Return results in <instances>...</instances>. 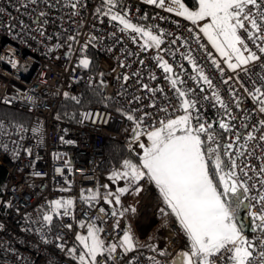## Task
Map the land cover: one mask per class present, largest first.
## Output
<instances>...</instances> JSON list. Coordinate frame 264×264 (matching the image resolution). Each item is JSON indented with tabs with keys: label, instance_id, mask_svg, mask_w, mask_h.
Masks as SVG:
<instances>
[{
	"label": "built area",
	"instance_id": "2783aa9c",
	"mask_svg": "<svg viewBox=\"0 0 264 264\" xmlns=\"http://www.w3.org/2000/svg\"><path fill=\"white\" fill-rule=\"evenodd\" d=\"M101 1L0 0V106L31 116L24 120L0 115V167L5 170L0 190V264H76L69 250L77 235H87L89 225L102 229L98 235L105 249L117 245L115 252L98 254L96 264H171L178 254L189 251L190 241L174 214L153 231L133 233L124 208L106 196L113 174L103 171L107 139L115 138L130 153L142 156L139 145L150 144L143 133L186 114L181 106L184 99L195 101L188 110L193 127L212 126L201 133L205 145L218 148L227 165L234 159L238 177L250 188L241 192L245 202L254 205L248 208L255 245L252 264H264L260 256L264 231L251 215L261 208L251 197L264 194V173H260L264 113L249 95L264 86V53L258 47L264 41L248 39L241 30L260 60L250 62L247 72L245 66L233 70L200 30L210 22L208 18L193 23L175 10L169 12L168 7H177L171 0H165L163 7L159 0L155 4L121 0L122 13L131 21L146 23L145 29L162 41L159 48L142 47L145 38L112 20V14L100 9ZM41 12L46 15L40 16ZM83 59L89 61L87 68L80 64ZM161 61L172 71L166 73ZM214 93L227 107L216 101ZM65 100L81 106L76 123L56 115ZM220 122L229 129H221ZM249 133L254 139H247ZM208 134L215 142L207 141ZM230 143L233 147L226 148ZM93 195L96 198L90 199ZM63 199L73 205L67 215L65 210L58 214L53 229L43 219L42 209ZM126 232L133 242L128 251L123 243Z\"/></svg>",
	"mask_w": 264,
	"mask_h": 264
},
{
	"label": "snow or ice",
	"instance_id": "6c2138e0",
	"mask_svg": "<svg viewBox=\"0 0 264 264\" xmlns=\"http://www.w3.org/2000/svg\"><path fill=\"white\" fill-rule=\"evenodd\" d=\"M29 2L35 4L38 0H29ZM107 2L112 4L113 0H107ZM146 2L155 4L157 0H146ZM159 4L163 7L165 0H159ZM171 4L177 7L175 9L168 7L169 12L175 10L177 15L185 17L193 23L209 19L210 22L205 23L200 30L225 58V63L230 69L235 70L245 66L243 70L247 72V65L250 62L260 60V57L249 49L248 43L240 32L241 30L246 32L248 39L253 41L256 39L264 41L261 23L264 22V0H198L195 10H189L182 0H171ZM24 6L27 7V4ZM71 6L76 8L77 5L72 3ZM249 6L256 11H251ZM39 15L44 16L46 13L41 12ZM111 19L119 20L125 29H132V31L140 33L145 38L142 47L145 45L150 47L154 44L159 48L162 41L151 31L133 25L121 15L114 14ZM70 39H74V37H70ZM258 47L259 51L264 53V46ZM213 63L219 67L215 60ZM80 64L87 68L89 61L83 59ZM159 66L166 73L172 71L171 66L165 61H161ZM201 77L205 83L211 86V81L202 73ZM124 79L127 80L128 77L125 76ZM172 84L175 85L176 80H172ZM177 92L180 97L186 95L179 89ZM213 95L218 103L227 107L223 105L218 94L214 93ZM249 95L262 105L259 111L264 113V92L261 91V88H255L253 92H249ZM181 106L185 115L168 119L166 122L161 121L160 127L143 133L147 136L150 144L147 147L142 143L139 145L143 149L140 165L125 160L123 163L126 171L113 173V178L128 179L130 177L131 181L135 182L147 176L159 188L163 200L177 217L182 230L190 241L189 251L178 254L174 264H221V262L224 264H252V250L255 245L243 236L232 207L233 204L237 209L254 207V205L244 204L241 198V190L243 193H248L250 188L238 177L235 171L238 166L234 159L230 164L222 166L223 162L218 148H213L211 143L205 145L201 133H207L212 126L206 127L204 123H199L198 127L192 126V117L188 114V110L195 107V101L184 99ZM237 107H239V103H237ZM128 119L133 120L134 117L128 116ZM142 119L143 117H141ZM197 119L199 118L197 117ZM260 124L264 125V120L260 121ZM219 127L225 130L229 129V125L224 122H220ZM137 128H139V124ZM140 135L139 131L135 132L137 141ZM239 138L237 135V140ZM247 139L252 140L254 137L249 133ZM260 140H264V135L260 136ZM207 141L215 142V137L208 134ZM225 147L231 149L233 144H227ZM240 154L243 155V153ZM213 157H215L214 161ZM210 165L213 168L211 174ZM225 167L228 168V171L224 170ZM260 173H264V166L261 167ZM139 190L137 187V191ZM125 191H127L126 188L119 189L121 193ZM95 198V195L90 197V199ZM251 199L258 200L261 205L259 212H252L251 215L254 220L260 222L259 227L264 231V194H260L258 197L253 196ZM116 202L119 203L118 196ZM53 203L56 209L63 208L64 214L67 215V210L73 201L57 200ZM52 218L51 215L43 217L48 222H51ZM99 231L102 229L89 225L86 236L77 235V240L85 249V252L79 256L80 264H89L86 257L90 258L91 264H96L98 254H102L104 251L109 253L116 251V244L110 245L108 249L104 248V241L98 236ZM123 243L127 245L125 251L133 247L132 237L127 232L123 237ZM261 243L264 244V241ZM69 251L74 253L76 249ZM260 256L264 259V252H261Z\"/></svg>",
	"mask_w": 264,
	"mask_h": 264
},
{
	"label": "trees",
	"instance_id": "16d2710c",
	"mask_svg": "<svg viewBox=\"0 0 264 264\" xmlns=\"http://www.w3.org/2000/svg\"><path fill=\"white\" fill-rule=\"evenodd\" d=\"M191 9H196L198 6V1L197 0H183ZM100 9L102 11L108 12L112 15L116 14V15H121L124 16L125 18L126 15H124L121 11V0H113L112 4H109L107 2V0H102L101 4H100ZM128 19V18H127ZM132 22L134 23L135 26L137 27H141L144 28L146 27V23L144 22H140V21H135L132 20ZM153 35H157L159 36L157 33H153ZM155 46V45H153ZM261 91L264 92V86L260 87ZM81 110V106L79 104H76L75 102H73L72 100H65L61 106L59 107L56 115L69 123H76L77 122V118L79 117V113ZM0 115L2 116H6V117H10V118H18V119H24V120H29L31 118V116L29 114H24L21 113L19 111H15L6 107H2L0 106ZM106 155H107V159H106V163L105 166L103 168V171L105 173H110L113 170L119 168L123 162L125 160H129L130 158L135 160V161H140L141 155H135L130 153L127 148L125 147L124 144L120 143L119 141H117L115 138H109L106 141ZM222 160V166H226L227 163L225 162V160ZM225 171H227V167H225L224 169ZM213 173V168L210 165V174ZM4 178H5V170L4 168L0 167V190L3 187V182H4ZM61 201H67V200H61ZM243 202H245L243 200ZM73 205V204H72ZM72 205L70 207H72ZM233 211L235 212L236 215V220L238 221V216L240 215L241 211H242V207H240L239 209H237L236 205L233 204ZM64 211L63 208L61 209H56L54 206V203L51 205H48L46 207H44L42 209V213L43 215H51L53 218L50 222L52 228H57L58 226V214L60 212ZM247 237L250 238V232L249 231H245ZM73 249H76V251L74 253H69V257L70 259H72L76 264H80V260H79V256L85 252V249L83 247L82 244H80V242L77 240L74 241V243L72 244ZM90 261V258H89ZM91 263V261H90ZM172 264H174V262H172Z\"/></svg>",
	"mask_w": 264,
	"mask_h": 264
},
{
	"label": "rangeland",
	"instance_id": "374dc122",
	"mask_svg": "<svg viewBox=\"0 0 264 264\" xmlns=\"http://www.w3.org/2000/svg\"><path fill=\"white\" fill-rule=\"evenodd\" d=\"M127 20L134 25L131 20ZM143 178L144 179L140 183V190H135L134 206L132 208V211L133 215L140 221L139 226L142 229L144 228L145 230H147V228L151 227V225H153L154 223H158V221L160 220L162 221L163 218H167V216L173 213L171 211V208L163 200V197L156 184L151 181L147 176H144ZM249 216L250 213L247 212L243 217V221H240L241 217H237L238 221L236 220V222L241 228L242 233L243 231L249 230ZM246 239L251 242V239L249 237H247ZM86 259L89 260L88 257H86ZM89 264H91L90 261Z\"/></svg>",
	"mask_w": 264,
	"mask_h": 264
},
{
	"label": "crops",
	"instance_id": "0c3cea01",
	"mask_svg": "<svg viewBox=\"0 0 264 264\" xmlns=\"http://www.w3.org/2000/svg\"><path fill=\"white\" fill-rule=\"evenodd\" d=\"M129 161H131L134 164H137L138 166L140 165V161H135L133 159H129ZM126 171V169L124 168V163L120 166V169H115L110 173H115V172H123ZM144 178H142L140 181H131V178L129 177L128 179H124V178H120V179H115L111 178L110 180V190L109 192L106 194L107 198L111 201H113L114 203H116L117 205H119L120 207L124 208V211L128 214V217H130V221H131V231L133 233H144L147 230L149 231H153L155 230V228L157 227V224L161 221H158V223H154L153 225H151V227L147 228V230H145L144 228L142 229L139 226V220L138 218H136L133 215V211L132 208L134 206V195H135V190L137 189V187L139 188L141 185V181ZM136 187V188H135ZM120 188H126L127 191L121 193L119 192ZM119 197V203L116 202V197ZM138 224V225H137ZM142 225V224H141Z\"/></svg>",
	"mask_w": 264,
	"mask_h": 264
},
{
	"label": "water",
	"instance_id": "95a60500",
	"mask_svg": "<svg viewBox=\"0 0 264 264\" xmlns=\"http://www.w3.org/2000/svg\"><path fill=\"white\" fill-rule=\"evenodd\" d=\"M118 169H120V167L118 168ZM242 192H241V197H242ZM244 204H247L246 202H244ZM248 212V208H244V207H242V211H241V213H240V215H239V218H240V221H243V217H244V215L246 214ZM250 224H251V217L249 216V232H250ZM177 260V259H176Z\"/></svg>",
	"mask_w": 264,
	"mask_h": 264
}]
</instances>
